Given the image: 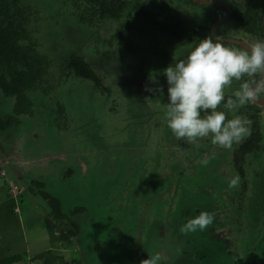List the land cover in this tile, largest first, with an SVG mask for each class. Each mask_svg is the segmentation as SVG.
<instances>
[{
  "label": "rangeland",
  "instance_id": "rangeland-1",
  "mask_svg": "<svg viewBox=\"0 0 264 264\" xmlns=\"http://www.w3.org/2000/svg\"><path fill=\"white\" fill-rule=\"evenodd\" d=\"M23 1L21 6L30 12L31 37L49 67L42 92H34L31 114L15 113L12 98L0 92V256L20 254L22 259L12 264H42L31 258L53 248L44 224L49 206L38 189L28 186L35 181L43 183L41 191L60 200L64 212L84 209L71 215L80 233L60 250L67 264H122L142 212L143 244L167 264H241L236 257L241 234L247 264H264V138L259 150L247 156L244 178L234 167L233 151L246 136L231 149L213 145L209 138L186 141L179 181L168 180L166 168H158V173L146 169L152 155H162L169 146L157 132L172 134L166 123L163 127V69L183 58L180 43L181 48L167 47L165 38L132 37L119 28L105 39L97 33L86 42L84 24L72 18L82 21L85 14L74 13L77 9L59 0H30L31 6ZM76 45L89 56L99 55V64H107L104 71L93 69L101 79L99 87L68 74L67 61ZM103 55L113 56L114 63L104 61ZM240 82L233 81L225 94ZM158 86H163V93L148 90ZM133 96L137 100L131 102ZM257 107L253 113L264 134V107ZM239 111L229 113V118L243 116ZM157 115H162V130ZM256 117L247 119L252 123ZM171 150L175 149L167 150L165 157L178 155ZM174 166L169 161L167 167ZM237 175V186L229 188L228 180ZM202 210L215 213L204 231L175 230L179 215L184 224ZM91 246L94 254L88 252Z\"/></svg>",
  "mask_w": 264,
  "mask_h": 264
},
{
  "label": "flooded vegetation",
  "instance_id": "flooded-vegetation-1",
  "mask_svg": "<svg viewBox=\"0 0 264 264\" xmlns=\"http://www.w3.org/2000/svg\"><path fill=\"white\" fill-rule=\"evenodd\" d=\"M28 1L29 3L27 5L31 6L32 2L30 0ZM181 1L182 0H109V2L106 3L105 0H59L57 2L61 3L66 8L77 9L74 13L85 14L86 19L82 21L79 17H72L74 13L71 17L80 20V22L84 24L86 29V42L90 41L91 36L97 33L101 36V39L102 37L105 39L106 35L112 34L117 28H119L122 34L132 37L141 36L156 37L157 39L165 38L167 47L171 45L176 48L182 47L184 50L182 56H184L186 55V52L197 42V39H202L201 30L202 27L205 26L209 28V35H221L224 38H237L249 45L255 43L257 39H264V4L258 11L260 2L257 4L254 0H250L247 1L248 6H246L245 0H207L212 2L208 4L201 3L200 0H184L182 5ZM19 4H25V1L20 0ZM106 4L109 6H115L119 9L117 10L119 11L117 12L119 15L118 18H112L105 15L108 10H112L109 9L111 7L106 6ZM190 6L194 8L193 13H191L192 8H190ZM120 8H122V10ZM112 11L115 12L114 10ZM253 15L257 18V24L254 27L246 28V25L253 21ZM74 22L76 23L77 21ZM65 24L67 27H70L68 23ZM214 26L215 31L213 32L212 28ZM77 33H79V30H77ZM186 38H192L194 42L184 43L183 40ZM102 42L105 44L104 41ZM178 43H180L179 45H181V47ZM225 46L236 48L241 51L245 50L240 44L234 42L225 41ZM72 50H74V52L70 53V57L72 54H77L90 65L92 70L100 69L104 71L107 64L98 63L99 55L91 54V56H89L90 54L88 55V53H83L80 45H76L75 49ZM102 57L103 60L108 61L109 64H113L115 61L113 56H109L108 59H106L105 55ZM69 59L67 61V67ZM259 97L264 98V95ZM157 132L162 134V139L167 141L169 146L163 150L162 155H157L155 157L152 155L151 164H147L146 169L149 170V168H151V172L158 173V168H166L165 171L168 172L167 175L170 177L168 180L178 179L179 181L184 172L181 167V161L184 159L182 154L185 151L184 148L186 140H178L173 134H170L167 131ZM172 142H176L177 144L172 146ZM171 148L175 149L171 151L177 152L178 155L165 157L167 150ZM175 157H177L176 160ZM169 161L175 162V166L173 168L167 167ZM161 163H165V166ZM176 176L178 177L175 178ZM168 180L167 182L169 183ZM144 193L145 192L142 194L144 195ZM136 195L140 199V193L134 192V197ZM181 217L182 215H179V217L176 218L178 224L175 230H180V223L182 224L183 221V219L181 221ZM145 219L146 215L142 212L136 222V236L132 239L131 243L127 245L129 249V256L127 258L129 261L127 264H141V261L146 259L152 250L144 245L142 241V237L146 233V230L143 229ZM227 228L230 231V226H227ZM239 238L240 242H238L236 250H240L238 255L236 254V257L239 260L238 263L247 264L245 255H243V235L241 234ZM80 246V244L77 246L78 252H80ZM87 249L88 252L90 251L92 254L96 251V249L93 250L92 246L90 248L87 247ZM183 254H185L184 251ZM127 259H123L122 264L125 263ZM165 261L168 260L163 258L160 260L159 264H167Z\"/></svg>",
  "mask_w": 264,
  "mask_h": 264
},
{
  "label": "clouds",
  "instance_id": "clouds-1",
  "mask_svg": "<svg viewBox=\"0 0 264 264\" xmlns=\"http://www.w3.org/2000/svg\"><path fill=\"white\" fill-rule=\"evenodd\" d=\"M163 69L166 78L167 127L178 139L190 143L209 138L211 144L231 149L249 134L250 121L246 116L234 115L242 106L264 95V39L241 51L226 47L221 35H208ZM255 79H243L244 77ZM241 81L230 95L225 90ZM154 94L163 93V86L149 88ZM208 159L201 163L208 164ZM239 176L228 180V187H236ZM215 213L202 210L181 225L182 233L204 231L213 224ZM159 253L148 254L141 264H159Z\"/></svg>",
  "mask_w": 264,
  "mask_h": 264
},
{
  "label": "trees",
  "instance_id": "trees-1",
  "mask_svg": "<svg viewBox=\"0 0 264 264\" xmlns=\"http://www.w3.org/2000/svg\"><path fill=\"white\" fill-rule=\"evenodd\" d=\"M20 0H0V92L5 97H10L14 101V111L17 114H27L33 111V97L36 96L37 90L42 92L40 85L44 82L49 67V61L43 53L37 48L38 43L34 37H31L29 29V8H23L19 4ZM106 3L109 0H105ZM245 0L246 6H248ZM252 1V0H251ZM255 3L260 2L258 11L263 7L264 0H254ZM106 6H109L106 4ZM114 10H108L105 15L112 18H118L115 6H109ZM122 10V8H120ZM255 13V12H254ZM253 21L246 25V28L254 27L257 23L255 15ZM32 32V31H31ZM202 35L204 38L209 35V28L202 27ZM184 43H192V38H186ZM68 74H74L76 77L91 80L96 87L102 85L101 79L91 69L90 65L84 59L77 55L72 54L68 63ZM32 93L30 95V93ZM230 94H226V97ZM137 100L133 96L131 102ZM258 107L252 103L246 104L240 108L243 116L250 119H255ZM161 109L158 111L160 112ZM252 111V112H251ZM252 113V114H251ZM163 115V114H162ZM157 115L160 123L159 129L162 130L161 116ZM257 120V121H256ZM251 123L249 134L233 151V164L241 178L246 176L244 165L246 158L253 151H258L260 144L263 142L264 134L260 131L258 118ZM166 121L163 122V127ZM183 155V154H182ZM184 157V155H183ZM71 171L68 170L67 174ZM43 183L32 181L28 183L29 189L37 191L46 200L49 206V215L44 217V224L52 244L51 249L36 254L32 260H39L42 264H67V260L63 253L60 251L63 246H68L72 240L80 233L79 223L71 218V215L82 212L83 208H75L69 213L62 209L60 200L39 189ZM27 186V188H28ZM36 186V187H34ZM22 256L20 254L8 257L0 256V264H12L20 261Z\"/></svg>",
  "mask_w": 264,
  "mask_h": 264
},
{
  "label": "water",
  "instance_id": "water-1",
  "mask_svg": "<svg viewBox=\"0 0 264 264\" xmlns=\"http://www.w3.org/2000/svg\"><path fill=\"white\" fill-rule=\"evenodd\" d=\"M201 3H212L210 1H207V0H200ZM213 32L215 31V26L212 28ZM224 39V41H227V42H234V43H238L240 44L244 49L249 46V44L245 43L244 41L242 40H239L237 38H231V37H222ZM252 104L254 105H257V106H262L264 107V98H261V97H257L253 102Z\"/></svg>",
  "mask_w": 264,
  "mask_h": 264
},
{
  "label": "crops",
  "instance_id": "crops-1",
  "mask_svg": "<svg viewBox=\"0 0 264 264\" xmlns=\"http://www.w3.org/2000/svg\"><path fill=\"white\" fill-rule=\"evenodd\" d=\"M18 208L14 209V212H17Z\"/></svg>",
  "mask_w": 264,
  "mask_h": 264
},
{
  "label": "built area",
  "instance_id": "built-area-1",
  "mask_svg": "<svg viewBox=\"0 0 264 264\" xmlns=\"http://www.w3.org/2000/svg\"><path fill=\"white\" fill-rule=\"evenodd\" d=\"M3 174V173H2Z\"/></svg>",
  "mask_w": 264,
  "mask_h": 264
}]
</instances>
